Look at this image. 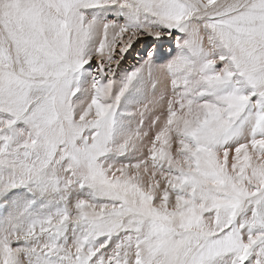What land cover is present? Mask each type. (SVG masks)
<instances>
[{
    "label": "snow or ice",
    "instance_id": "obj_1",
    "mask_svg": "<svg viewBox=\"0 0 264 264\" xmlns=\"http://www.w3.org/2000/svg\"><path fill=\"white\" fill-rule=\"evenodd\" d=\"M0 264H264V0H0Z\"/></svg>",
    "mask_w": 264,
    "mask_h": 264
}]
</instances>
